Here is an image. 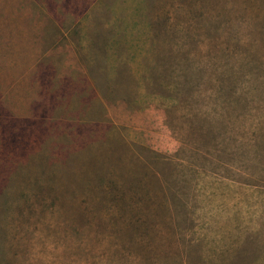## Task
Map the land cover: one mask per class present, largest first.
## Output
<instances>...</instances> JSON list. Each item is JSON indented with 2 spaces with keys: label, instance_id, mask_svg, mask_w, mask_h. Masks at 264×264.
I'll list each match as a JSON object with an SVG mask.
<instances>
[{
  "label": "rangeland",
  "instance_id": "374dc122",
  "mask_svg": "<svg viewBox=\"0 0 264 264\" xmlns=\"http://www.w3.org/2000/svg\"><path fill=\"white\" fill-rule=\"evenodd\" d=\"M0 264H264V0H0Z\"/></svg>",
  "mask_w": 264,
  "mask_h": 264
}]
</instances>
